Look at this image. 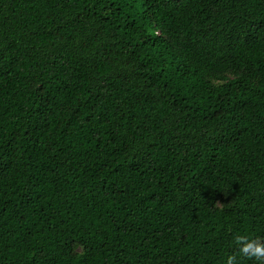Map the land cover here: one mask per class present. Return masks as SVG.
Returning <instances> with one entry per match:
<instances>
[{
    "label": "trees",
    "instance_id": "obj_1",
    "mask_svg": "<svg viewBox=\"0 0 264 264\" xmlns=\"http://www.w3.org/2000/svg\"><path fill=\"white\" fill-rule=\"evenodd\" d=\"M264 0H0V264H257Z\"/></svg>",
    "mask_w": 264,
    "mask_h": 264
},
{
    "label": "clouds",
    "instance_id": "obj_2",
    "mask_svg": "<svg viewBox=\"0 0 264 264\" xmlns=\"http://www.w3.org/2000/svg\"><path fill=\"white\" fill-rule=\"evenodd\" d=\"M235 243L241 255L254 258L257 264H264V240L248 235H237ZM234 260L235 257L229 255L225 264H234Z\"/></svg>",
    "mask_w": 264,
    "mask_h": 264
}]
</instances>
